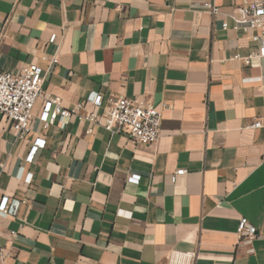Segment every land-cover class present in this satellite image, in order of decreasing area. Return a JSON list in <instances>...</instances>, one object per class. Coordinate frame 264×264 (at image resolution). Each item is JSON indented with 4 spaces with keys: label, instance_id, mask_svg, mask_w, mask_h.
I'll return each instance as SVG.
<instances>
[{
    "label": "crops",
    "instance_id": "0c3cea01",
    "mask_svg": "<svg viewBox=\"0 0 264 264\" xmlns=\"http://www.w3.org/2000/svg\"><path fill=\"white\" fill-rule=\"evenodd\" d=\"M250 1L0 0V69L37 63L45 95L76 109L45 131L39 98L25 139L0 114V202H19L0 217L6 264H169L173 251L264 264V127H251L264 58L259 31L235 18ZM96 93L165 105L157 143L82 119L102 111ZM38 136L46 146L27 162Z\"/></svg>",
    "mask_w": 264,
    "mask_h": 264
},
{
    "label": "built area",
    "instance_id": "2783aa9c",
    "mask_svg": "<svg viewBox=\"0 0 264 264\" xmlns=\"http://www.w3.org/2000/svg\"><path fill=\"white\" fill-rule=\"evenodd\" d=\"M205 6L213 15H217L219 8L212 2ZM237 23L244 31L255 28L259 31L256 36L258 49L253 56L264 58V0H252L249 4L238 8V15L235 17ZM227 28V23L222 24ZM56 34H52L51 41H55ZM47 58V57H45ZM50 63L56 64V57L49 58ZM43 69L35 62L24 65L19 73L4 71L0 69V114L11 121L12 129L18 139H25L32 132L34 119V108L39 98L45 97V102L39 119L45 131L60 118L70 116L76 109H69L62 105L59 97L46 96L43 90L45 80ZM92 103L102 111H92L88 116L81 118L88 119L93 125L106 128L111 133L125 134L134 143H146L153 145L161 137L163 109L166 107L146 103L139 98L126 96L103 95L96 93ZM82 104H78L80 108ZM251 127H264V116L255 119ZM92 128L88 130L91 132ZM46 146V138L36 137L26 157L27 162H33L39 149ZM186 169H179L176 174H183ZM132 181H139L138 174L129 177ZM17 200L5 195L0 202L1 216H16L18 212ZM238 232L245 243H252L257 236V228L242 218L239 222ZM15 236L16 232H11ZM12 242V240H10ZM7 248L2 243L0 231V264H6ZM195 252L173 251L169 254V264H194Z\"/></svg>",
    "mask_w": 264,
    "mask_h": 264
}]
</instances>
